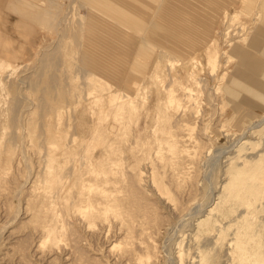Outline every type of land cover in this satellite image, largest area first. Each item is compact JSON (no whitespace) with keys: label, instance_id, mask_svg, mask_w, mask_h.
Returning <instances> with one entry per match:
<instances>
[{"label":"rangeland","instance_id":"374dc122","mask_svg":"<svg viewBox=\"0 0 264 264\" xmlns=\"http://www.w3.org/2000/svg\"><path fill=\"white\" fill-rule=\"evenodd\" d=\"M112 1L0 0V264H200L204 256L250 264L245 251L256 245L264 259V25L255 27V1L220 6L239 14L246 41L237 29L228 42L227 18L210 16L196 49L168 60L157 40L168 25L156 39L149 27L135 34L103 12ZM100 38L112 40L88 57L85 45L100 51ZM117 50L126 63L119 73L91 64ZM224 73L242 81L251 108L215 93ZM167 82L180 101L170 108Z\"/></svg>","mask_w":264,"mask_h":264},{"label":"bare ground","instance_id":"6f19581e","mask_svg":"<svg viewBox=\"0 0 264 264\" xmlns=\"http://www.w3.org/2000/svg\"><path fill=\"white\" fill-rule=\"evenodd\" d=\"M222 1L223 0H197V2H196L195 0H182L180 3L175 4V2H174L173 4H171L168 2V0H165L164 3H162L163 0H117L116 3L114 1L107 3L103 7L105 9L103 12L109 13L111 15V17L113 18V20L121 22V25L124 23L130 29L135 30L136 31L135 34H137V32L139 30L149 27V29L151 30V31L149 30L151 32L149 37L153 38V39H156V38H154L155 35L153 36L151 34H156L157 28L160 25L167 24L168 27L170 28L171 34L170 35L164 34L165 38H162L163 34L160 33V37H157V40L160 44V47H162L163 53L166 55L165 57L168 60V59H171V54L177 53L178 55L185 57L186 55L189 54V52H192L191 49H196L194 47L199 45L198 42L201 40L200 36H202V28H204L203 27L204 26L203 21L206 22V20L210 16H213V20H212L213 23H215V20H217L218 18H221V16L224 18H227L226 21H228V30L226 33V37L228 38V40H227L228 42L230 41L231 37L233 35H235V32L237 29H239V30L241 29V32L244 31L241 33V35H242L241 40L246 41V39L248 37L247 38H243V37L248 35V33H247L248 27L243 26V25H240V27H236L237 25H235V20L239 19V14L237 12H235V15L230 13L231 16L229 17V8H224L222 10L220 8V6L222 5L221 4ZM229 1H233L234 4H235V2L241 4V2H243L244 0H235V1L234 0H226V3H228ZM254 1L256 3V6H257L256 16H258L260 18V20H258V22L256 23V26H255L258 28V26L264 25V0H254ZM88 3L90 5H92L93 3H95V0H88ZM230 4L232 7H235L237 5V4L234 5L232 3H230ZM250 11H251V9H250ZM230 18H231V20H230ZM213 26H214V24H213ZM112 27H113L116 35H118L122 40H124L122 38V35H123L122 31H121V33L119 32L120 27L117 25L116 26L112 25ZM160 28H161V26H160ZM123 31L125 32V30H123ZM124 35L126 36L127 34L125 33ZM96 38L97 37L93 36V32H92V35L90 36L88 41H90L92 43V41ZM100 39H102V38H100ZM106 40H109V42L108 41L106 42ZM106 40L102 39L101 43L98 44L100 51H98L94 47H87V45H85L84 51H85L86 55L88 57H90L89 55L93 51L94 52H100V53L101 52L103 53L102 49H104L106 51V49L108 47H105V46L107 45V43H110V40H112V39L109 38ZM132 42H133V40H132ZM236 43L237 42L231 43L230 47L234 49L237 46ZM256 47H258L257 44H256V46L254 45V48H256ZM116 48H117V46H116ZM105 51H104V53H105ZM235 51H237V50H235ZM119 52L120 51L117 50L116 55L110 54V57H108L106 60H104V58H106V57H104V58L102 57V59H100V58L95 59L96 57H94L93 58L94 60H92L93 62L91 61V64L93 66H95V68H97L98 69L97 71H99V72L111 70L112 73H119L121 71L120 68L121 67L123 68V66L124 67L126 66V63L120 64L119 57H118ZM226 53L227 52H224L223 55H226ZM242 53H243L242 54L243 56L250 55L249 54L250 50H248V49H246L244 51L242 50ZM91 57H92V55H91ZM193 60H195L193 63V68H197L201 64V61L198 60L197 57H194ZM219 62H220L219 52H217V51L209 52V67L211 68V74L216 75L218 73ZM136 66L138 69L133 71V73L136 74V78L134 79V83L137 84V77L142 70H141V68H139L140 66H138V64ZM169 66H170L169 69L172 68L174 66V62L171 61ZM192 69H190L191 71L190 70L188 71V74H187L188 78H190V80H196L197 83H200L199 79L195 77L194 71ZM107 73H110V72H107ZM227 75H228L227 73H224L221 76L220 80H223V82H225V83L220 82L218 84V87H217L215 93L221 92V94H222V92H223V95H224L223 98H226V99H228L234 103L235 102L237 103L238 101L245 102L246 105L251 108L250 97L248 98L247 95L245 96L240 91L241 88H243V85L241 84L242 81L240 79H239L240 81H237V80L235 81L232 78H230V75H228V76ZM174 83H175V81H174ZM178 87H180L189 98L192 96L193 93L190 92V89H188V87H182L181 84ZM248 88H249V86H248ZM164 90L167 93V97L165 99H167L166 101H167L168 108L172 107L173 104H176V106H177L180 101L175 103V101L178 98H176L174 96L173 91H175V90H173L171 83H168V82H167V84L165 83V89ZM94 103H95V101H94ZM180 107H182V106H180ZM237 107H239V106H237ZM223 108H224V106H223ZM104 114H105V112H104ZM247 144H248L247 141L241 142L239 144L240 145L239 150L241 151L242 149L244 150L245 148H247ZM257 247H260V246L256 245L255 250L254 249H251V250L246 249V251H245V253L248 252L249 253L248 256L251 257L250 264H264V259H263L261 247L260 248H257ZM251 251H253V252H251ZM180 255H181V253H180ZM252 257H253V259H252ZM200 264H210L209 256H204L202 258Z\"/></svg>","mask_w":264,"mask_h":264}]
</instances>
